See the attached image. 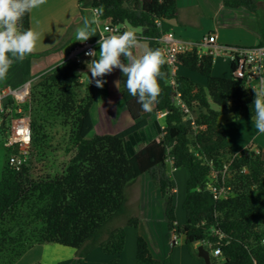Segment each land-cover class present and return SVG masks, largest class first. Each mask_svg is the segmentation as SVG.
Returning <instances> with one entry per match:
<instances>
[{"label": "trees", "instance_id": "trees-1", "mask_svg": "<svg viewBox=\"0 0 264 264\" xmlns=\"http://www.w3.org/2000/svg\"><path fill=\"white\" fill-rule=\"evenodd\" d=\"M230 9L258 10L257 0H222ZM102 12L105 25L140 29L148 48L161 50L157 21L177 17V0H78ZM31 29L30 13L20 22ZM264 45V43H263ZM177 63L206 78V86L188 77L172 75L164 63L161 88L153 111L165 114L159 140L142 146L129 156L125 142L147 124L137 98L124 86L121 94L133 124L116 134H89L94 129L91 108L94 94L83 86L80 71L85 62L63 61L35 77L31 88L30 152L52 145L66 136L64 146L71 158L63 172L53 178L34 179L31 160L20 171L8 164L6 150L0 177V264H15L36 245L57 244L75 250L78 263L99 249L111 256L105 264H119L124 251L126 227L138 228L140 216L126 215V187L148 174L165 201L164 218L172 235L184 238L189 254L198 264L197 243L210 253V264H264V156L263 149L249 145L239 154L232 151L221 117L253 120L255 92L248 82L233 76L212 74L214 56L196 50L177 55ZM211 102L219 109L211 108ZM193 113L194 128L184 123ZM253 117V118H252ZM4 132L0 131V139ZM61 134V135H60ZM61 142H57L60 145ZM189 171L183 210L186 220L177 224L174 185L168 163ZM230 163L225 180L230 196L215 200L207 190L213 170ZM220 255L214 257L213 250ZM136 264H165L155 259L147 240H136Z\"/></svg>", "mask_w": 264, "mask_h": 264}, {"label": "crops", "instance_id": "crops-1", "mask_svg": "<svg viewBox=\"0 0 264 264\" xmlns=\"http://www.w3.org/2000/svg\"><path fill=\"white\" fill-rule=\"evenodd\" d=\"M257 2L258 10L256 13H252L245 9L227 8L223 5L222 0H177V17L164 21L161 30L172 31L177 37L193 42H200L204 37L214 35L217 45L220 46L243 48L261 46L264 43V0H257ZM89 16L92 18L90 8L79 4L78 0H46V3L33 9L30 12L31 29L39 33L35 50L27 55L22 62L17 61L12 65L7 77L0 80V88L20 86L63 62L73 46L79 42L75 40V30L83 24L85 18L90 19ZM98 24L94 25L96 36L90 38L96 43L100 39L99 36L105 34ZM133 30L140 34V29L133 28ZM147 48V42L139 40L138 46L133 48L132 52L135 56H140ZM99 50L97 43L95 46L97 58ZM44 53L48 54L43 56ZM214 56L213 76L228 78L227 69L219 68L215 58L222 59L229 71L231 67L230 59L221 53ZM91 60L92 57L86 59L84 68L80 71L83 86L82 76L87 73L91 77L86 63L91 62ZM174 75L188 77L196 84L206 86V78L203 81V78H198L192 71L178 63ZM103 79L107 81L103 88L96 87L94 81L90 83L95 98L91 108V118L95 126L89 136L92 134H116L133 124L121 94L126 77L122 75L121 70L115 69ZM116 81H119L117 86ZM211 108H213L212 105ZM199 113L200 111L191 113L192 118L194 119ZM145 119L148 124L143 129L130 135L125 142V146L129 144L132 150L131 153L127 152L129 156L134 155L142 146L151 141L159 140L162 136L165 127V114L152 111L145 116ZM221 121L235 154H239L249 145L254 144L263 149L264 155V143L260 141V132L256 131L254 134L250 133L248 138L239 139L240 136H243L244 130L249 127V124H244L240 119H235L230 114L222 116ZM184 123L190 125V120H184ZM169 168H173L170 161L168 163L170 175ZM177 195L178 192L174 187L176 218L177 224L180 225L178 210L180 206L183 208V205H181L182 199L178 198ZM126 197L127 205L133 207L132 210L140 216V224L138 228L128 227L131 230L125 228L126 242L124 251L119 256V264H136V240L139 235L147 240L152 256L157 260L164 261L165 264H174V259H178V256L182 260L181 264H198L187 251L182 236H179L177 244L174 243L173 235L170 233L164 218L165 201L153 185L148 174L142 175L134 184L127 185ZM129 233L132 235L131 240H129ZM127 245L131 246L132 254L130 257L125 254ZM179 246L186 248V252L184 250L175 251ZM98 250L95 249L91 252L84 259L85 263L93 255L99 253ZM110 258L111 256L103 254L101 259L99 257L100 260L97 264H105ZM167 260H170V263H167Z\"/></svg>", "mask_w": 264, "mask_h": 264}, {"label": "clouds", "instance_id": "clouds-1", "mask_svg": "<svg viewBox=\"0 0 264 264\" xmlns=\"http://www.w3.org/2000/svg\"><path fill=\"white\" fill-rule=\"evenodd\" d=\"M44 3L46 0H0V80L7 77L14 63L22 62L35 50L39 33L30 28L21 30L20 22L26 14ZM100 15V10H93L92 18H85L75 30L76 41L83 43L96 36L94 25L99 23ZM99 37L98 58L94 49L85 52V56L92 57L91 62H86L91 74V77L85 74L89 83L94 81L96 87L103 88L107 83L103 77L119 69L126 77L124 83L128 93L137 98L143 111L152 112L161 92L159 78L163 75L161 67L165 63L162 51L147 48L142 55L135 56L132 49L138 46L139 40L137 32L132 29ZM115 83L117 86L119 81ZM253 90L255 127L264 133V77Z\"/></svg>", "mask_w": 264, "mask_h": 264}, {"label": "built area", "instance_id": "built-area-1", "mask_svg": "<svg viewBox=\"0 0 264 264\" xmlns=\"http://www.w3.org/2000/svg\"><path fill=\"white\" fill-rule=\"evenodd\" d=\"M99 10V9H94ZM101 15L99 16L100 20ZM162 21H157V26L162 29ZM132 29L125 25L111 26L103 25L104 35H111L116 32H123ZM138 40L144 38L137 33ZM161 51L163 53L165 64L169 67L171 74L174 75L177 65V55L180 53L191 52L196 50L202 56L205 54L216 55L225 54L234 64L233 76L245 80L253 89L257 87L259 81L264 77V45L252 48L220 46L216 43L214 35L203 38L200 42L183 40L175 35L172 31L161 30ZM96 42L88 40L78 42L68 53L64 61H75L83 63L91 57L85 56V52L94 49ZM203 48H207L205 53ZM36 78H32L20 86H7L0 88V131H3V137L0 139V146L4 151L12 150L7 160L11 168L20 171L27 163L30 154V145L32 137L31 128V88ZM183 111L187 114L184 120H190V126L194 128V119L187 107L182 104ZM230 163L222 165L221 170H213L209 176L207 190L213 195L215 200L221 201L230 196V187L226 186ZM179 234L173 235L175 244L178 242ZM220 250L215 249L212 252L214 257L219 256Z\"/></svg>", "mask_w": 264, "mask_h": 264}, {"label": "rangeland", "instance_id": "rangeland-1", "mask_svg": "<svg viewBox=\"0 0 264 264\" xmlns=\"http://www.w3.org/2000/svg\"><path fill=\"white\" fill-rule=\"evenodd\" d=\"M89 18L91 19L90 16ZM98 25L100 26L101 29H103L102 23L99 22ZM202 51L206 53L208 49L203 48ZM48 53H44L42 55L44 56V55H47ZM215 61L218 63L219 68L227 69V75L230 77L231 73L229 71V68L224 65L222 59H220L219 57H216ZM192 73L198 76V78L200 77L203 78V81H205L204 80L205 77L201 76L198 73H194V72ZM82 77H83L84 86L85 87L90 86L88 77L85 74ZM211 105L214 109H219L212 102H211ZM240 121L244 122V124H249V127L244 130L243 136L242 137L240 136L239 139L245 138V137L248 138V135H250V133L254 134L257 131L255 127L254 119L247 120V121L245 119H240ZM93 136L94 135L92 134L89 136V138H92ZM259 138H260L261 143H264V133H261V137ZM66 139H67L66 136L65 137L59 136L58 139H55L53 141L51 146L46 147L38 152L37 151H34L32 153L30 152L28 161L31 160L32 162L30 167H31V175L34 177V179L53 178L55 176L60 175L63 172L64 168L67 166L71 158V155H72L66 152L64 143H62ZM57 142H61V144L57 145ZM126 147H127V152L131 153L132 150L129 147V144L126 145ZM5 154L6 152L0 146V177H1L3 164L5 161V157H4ZM169 169H170V175H171L173 185L176 188V191L178 192L177 197L182 199L181 205H183L185 201V197H186V182L188 179V171L184 168H179V169L169 168ZM135 182H137V180L131 181L129 184H134ZM126 208L127 209H126L125 217L132 216L137 213L134 210H132L133 207H130L127 205ZM179 208L180 209L178 210V217L180 220V225H183L185 222V213L183 211L182 206H180ZM127 229L129 228L127 227L126 230ZM131 238H132V235L131 233H129V240H131ZM186 248L179 246L175 249V251L184 250V252H186ZM98 252H99L97 253L98 255L97 254L93 255L92 258H90L87 263H85V260H84L80 264L99 263V260L101 259V255L103 256V254L99 250ZM125 254L127 257L131 256L132 251H131L130 245L126 246ZM181 261H182L181 258L178 256V259L176 258L174 259V264H181ZM167 263H170V260H167ZM15 264H79V263L76 258L75 250L66 248V247H63L57 244H51V245L34 246L32 249L28 250Z\"/></svg>", "mask_w": 264, "mask_h": 264}, {"label": "water", "instance_id": "water-1", "mask_svg": "<svg viewBox=\"0 0 264 264\" xmlns=\"http://www.w3.org/2000/svg\"><path fill=\"white\" fill-rule=\"evenodd\" d=\"M197 251L198 256L204 260V263L210 264V253L200 243H197Z\"/></svg>", "mask_w": 264, "mask_h": 264}]
</instances>
